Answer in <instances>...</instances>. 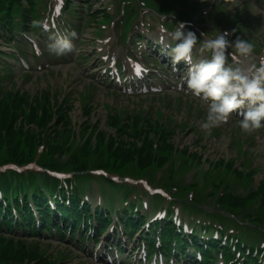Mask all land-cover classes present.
<instances>
[{
  "label": "rangeland",
  "instance_id": "obj_1",
  "mask_svg": "<svg viewBox=\"0 0 264 264\" xmlns=\"http://www.w3.org/2000/svg\"><path fill=\"white\" fill-rule=\"evenodd\" d=\"M109 0H90V5H92L93 10H97L102 7L104 2ZM191 2H196L200 0H190ZM238 1H235L233 5L237 4ZM232 5V6H233ZM80 8L81 5H78ZM79 8V9H80ZM112 10L115 8V5H111ZM234 8V7H233ZM231 9V7L229 8ZM249 19L245 24L247 30L246 36L255 39H258L261 35H264V18L263 12L261 11L260 7L256 5V7L250 8V15L248 16ZM90 22V19H88ZM91 24V25H89ZM97 25L94 22H90L87 25V28L83 34L82 40L79 43V49L75 53L76 60L74 58L71 59L70 62H66L65 64H61L60 60H57L55 56L50 54L48 59L41 58L36 65H33L34 69L32 70V74H30L29 78H24L23 72L19 70H15L14 77L11 79L12 83L16 85L17 90H19L24 95L29 96V104L34 105L36 100H39L40 94L45 93L47 90H50L55 93L58 97L64 98L66 93H69L73 88L77 89V98L73 101V109L68 113L72 122V128L74 129V125H80L84 122V130L89 126V124L95 125L97 123V130L100 133L102 130H109L106 127V121L108 116V111L105 109L104 105L108 106L109 109L113 110H133V109H142V110H162L167 115L172 114L174 117L179 119L187 118L191 119L190 126L192 128L200 130L201 133L204 134V130L201 129L200 124L201 121L204 119L199 115L196 119V115L194 111L203 112V107L201 104H198L196 107V102H194L190 97H186L182 94H176L175 92L156 97L155 96H144V97H135L132 99L123 98L117 96L115 93L106 91L99 94L97 97H93L92 93H88L86 90L88 87H92L90 82L87 79L83 78L82 75V66L80 65L79 61L81 57L87 58L89 61L92 62L93 56L92 53L94 51V44L93 37L96 36V28ZM206 30L211 29V26H203ZM100 28V26H99ZM220 31H223L224 28H220ZM114 32V31H113ZM255 36V37H254ZM41 44V43H40ZM259 44H264V38L260 39ZM43 47V44H41ZM5 51H10L7 46H4ZM42 51V50H41ZM43 51L45 48L43 47ZM67 59V60H68ZM41 65V66H39ZM16 66L18 69H21L20 63H17ZM39 67H42L41 71H37ZM72 83L74 84L72 86ZM96 90V88H95ZM76 96H67L66 100L74 99ZM80 99L82 102H86L87 100L93 103V110L90 115H85L83 104H81ZM161 99H164L166 102L163 103ZM170 102V105L168 103ZM111 107V108H110ZM29 108V105L26 107V110ZM89 121V122H88ZM220 131L216 133V136H212L213 130L209 131V135H203L205 138L199 140L197 135H195V131L190 129L188 130H181L179 129L176 134L174 135V139L176 142L182 145H189L192 149L203 151L208 158V160L215 159L217 157H233L235 158L238 156L237 147L229 146L232 145V142L239 140H245L247 137L243 134L238 132H233V126H223L220 125L217 127ZM73 129H71L73 131ZM237 129V128H235ZM64 131L62 128L61 132ZM90 129H88V133ZM255 133L257 137V142L253 145H249L246 143V147H250V151L252 152V157L255 159V162L260 163L264 170V132L255 130L252 132ZM201 134H199L200 136ZM64 137L69 138L68 133L64 135ZM74 137V134H73ZM72 137L69 138L67 141H72ZM73 139V138H72ZM95 137L90 138V143L94 142ZM64 141H66L64 139ZM71 143V142H70ZM69 143L63 146L61 149H65ZM204 166H207L205 163ZM201 169V168H199ZM197 173V170H194L189 175H187V179L194 176ZM16 237V236H15ZM17 238V237H16ZM20 238V237H19ZM25 243L29 246H38L43 251H47L48 255H52L53 259L58 260L61 257H64L62 262L59 264H92L91 261H88L82 258V255L76 251L74 246L71 244H66L62 241L58 240H51L49 241L50 244L45 243H38L36 241H25Z\"/></svg>",
  "mask_w": 264,
  "mask_h": 264
},
{
  "label": "clouds",
  "instance_id": "obj_2",
  "mask_svg": "<svg viewBox=\"0 0 264 264\" xmlns=\"http://www.w3.org/2000/svg\"><path fill=\"white\" fill-rule=\"evenodd\" d=\"M160 31V43L166 40L172 42L171 45H165L172 65L183 61L187 66V73L181 77L177 88L190 92L207 105L200 124L205 135L227 122L231 114L245 105L247 109L239 114L237 121L240 132L247 135L264 127V58L258 64L247 67L239 63L242 58L247 59L253 53L254 45L249 40L240 36L230 40L236 29L223 32L216 29L202 33L198 48L202 58L193 62L194 46L198 44L194 31L182 22L177 23L171 31L165 28ZM74 37V32L69 35L54 34L46 47L57 56L64 55L73 50ZM229 56L237 66L227 63Z\"/></svg>",
  "mask_w": 264,
  "mask_h": 264
},
{
  "label": "trees",
  "instance_id": "obj_3",
  "mask_svg": "<svg viewBox=\"0 0 264 264\" xmlns=\"http://www.w3.org/2000/svg\"><path fill=\"white\" fill-rule=\"evenodd\" d=\"M11 1L13 3L20 2V0ZM12 9L13 4H8L7 0H0V14L11 15ZM27 105V97H21L11 90L2 94L0 98V156L6 146L14 157L13 160L19 163H24L23 159L27 154L30 156L33 154L37 141L45 140L49 144H53L62 138V134L57 130L59 124L57 129H48V124L51 122V113L48 110H43V117H40L38 109L32 108L31 112H27L25 110ZM30 125L35 129L27 128ZM63 126H65V130H70L66 123ZM149 137L146 138L145 146L151 152L152 141L150 140L151 137ZM160 140L163 142L165 151L171 149L169 142H166L165 138L161 137ZM101 141L102 138H100L99 144ZM131 143V138L129 142L121 143L119 156L124 161H131L134 155L139 153L133 151L134 144ZM139 154L142 155L143 163L150 162V156L146 157L143 152ZM262 192L264 193V188ZM236 203H241L239 206L245 205L243 201H236ZM236 203L233 205L238 206ZM43 259L44 257L38 250L27 249L21 243L15 244L12 240L8 241L0 236V264H31L33 262L36 264H48Z\"/></svg>",
  "mask_w": 264,
  "mask_h": 264
}]
</instances>
